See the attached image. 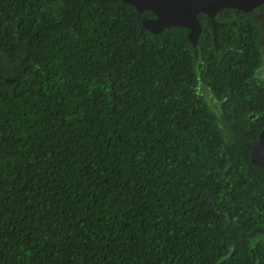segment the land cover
<instances>
[{
    "label": "trees",
    "instance_id": "obj_1",
    "mask_svg": "<svg viewBox=\"0 0 264 264\" xmlns=\"http://www.w3.org/2000/svg\"><path fill=\"white\" fill-rule=\"evenodd\" d=\"M248 16L193 47L120 0H0V264H264Z\"/></svg>",
    "mask_w": 264,
    "mask_h": 264
},
{
    "label": "water",
    "instance_id": "obj_2",
    "mask_svg": "<svg viewBox=\"0 0 264 264\" xmlns=\"http://www.w3.org/2000/svg\"><path fill=\"white\" fill-rule=\"evenodd\" d=\"M132 6L138 13L148 11L152 18H144L142 27L159 34L164 29L180 27L188 31L187 38L193 47L197 45L201 30L198 15L212 19L223 9H236L244 13L264 4V0H120ZM253 164L264 170V129L255 144L248 146Z\"/></svg>",
    "mask_w": 264,
    "mask_h": 264
},
{
    "label": "flooded vegetation",
    "instance_id": "obj_3",
    "mask_svg": "<svg viewBox=\"0 0 264 264\" xmlns=\"http://www.w3.org/2000/svg\"><path fill=\"white\" fill-rule=\"evenodd\" d=\"M244 15H249L248 17H243V21H241L240 26L243 28V30L256 32L257 39H256V49L259 54V59H260V65L259 67L255 70L256 75L254 76L255 78L258 77L259 80L264 82V4H261L260 6L253 8L252 10L244 13ZM239 15L238 12L235 13V16L237 17ZM214 18V17H213ZM210 19V29L214 35L212 41L214 42L216 37V31L220 27V23L216 22L215 20ZM230 28L236 27V24L234 21H231L228 23ZM214 47L216 51H218L217 46L214 44ZM247 55H249L250 51L245 50ZM197 55V54H196ZM254 56L255 53H254ZM196 85H207L206 83L201 80V78L197 79ZM225 85H231V84H225ZM213 99V98H212ZM214 100V99H213ZM216 101V100H215Z\"/></svg>",
    "mask_w": 264,
    "mask_h": 264
}]
</instances>
